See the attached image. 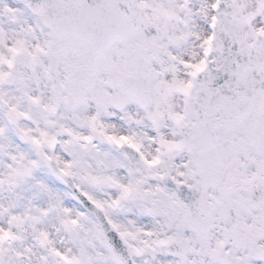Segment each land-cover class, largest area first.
I'll list each match as a JSON object with an SVG mask.
<instances>
[{"label":"snow or ice","instance_id":"obj_1","mask_svg":"<svg viewBox=\"0 0 264 264\" xmlns=\"http://www.w3.org/2000/svg\"><path fill=\"white\" fill-rule=\"evenodd\" d=\"M0 264H264V0H0Z\"/></svg>","mask_w":264,"mask_h":264}]
</instances>
